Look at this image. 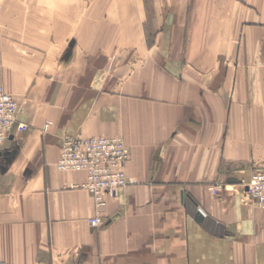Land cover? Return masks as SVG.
<instances>
[{
	"label": "crops",
	"instance_id": "obj_1",
	"mask_svg": "<svg viewBox=\"0 0 264 264\" xmlns=\"http://www.w3.org/2000/svg\"><path fill=\"white\" fill-rule=\"evenodd\" d=\"M0 88L26 125L0 147L1 260L264 264L247 194L264 171V0H0ZM67 135L122 138L134 182L98 208L84 172L58 169Z\"/></svg>",
	"mask_w": 264,
	"mask_h": 264
},
{
	"label": "built area",
	"instance_id": "obj_2",
	"mask_svg": "<svg viewBox=\"0 0 264 264\" xmlns=\"http://www.w3.org/2000/svg\"><path fill=\"white\" fill-rule=\"evenodd\" d=\"M21 103L12 93L0 88V147L11 136L24 132L26 125L19 122ZM52 125L45 124L44 131ZM129 151L120 137H81L67 135L63 138L58 169L65 172H84L86 180L79 188L88 191L98 208L106 205V196L117 197L120 191L134 182L126 174ZM221 187L214 188L217 193ZM247 194L264 208V171H255L247 184ZM92 227L102 225L100 215L90 220ZM0 264H9L0 259Z\"/></svg>",
	"mask_w": 264,
	"mask_h": 264
},
{
	"label": "water",
	"instance_id": "obj_3",
	"mask_svg": "<svg viewBox=\"0 0 264 264\" xmlns=\"http://www.w3.org/2000/svg\"><path fill=\"white\" fill-rule=\"evenodd\" d=\"M188 208L191 215H195L196 219L199 222H201L204 219L205 217L204 213L201 210H199L193 202L189 203Z\"/></svg>",
	"mask_w": 264,
	"mask_h": 264
},
{
	"label": "rangeland",
	"instance_id": "obj_4",
	"mask_svg": "<svg viewBox=\"0 0 264 264\" xmlns=\"http://www.w3.org/2000/svg\"><path fill=\"white\" fill-rule=\"evenodd\" d=\"M67 32L69 33L70 31H67ZM151 33H152V36H153V30H152V32H151Z\"/></svg>",
	"mask_w": 264,
	"mask_h": 264
}]
</instances>
